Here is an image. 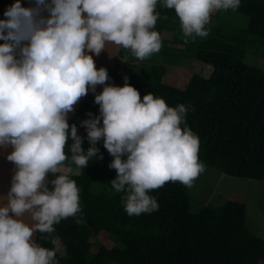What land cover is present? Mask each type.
Listing matches in <instances>:
<instances>
[{
	"label": "clouds",
	"instance_id": "obj_1",
	"mask_svg": "<svg viewBox=\"0 0 264 264\" xmlns=\"http://www.w3.org/2000/svg\"><path fill=\"white\" fill-rule=\"evenodd\" d=\"M173 8L184 40L205 37L214 10H235L241 0H159ZM158 0H13L0 19V145H12L6 158L15 164L7 203L0 205V264H59L55 248L31 239L34 230L52 233L54 224L80 211V189L59 171L68 157L84 168L99 152L112 157L114 190L123 192L125 211L138 215L158 209L151 190L168 181L191 187L204 170L199 138L185 123L191 106H169L151 92L142 97L127 83H104V66L93 56L106 41L143 60L158 52L155 29ZM119 48V49H120ZM102 84L99 92L95 86ZM92 90L99 114L80 121L89 141L66 117L79 97ZM102 155V154H101ZM51 185V186H49ZM29 211L31 226L19 217ZM78 222H82L78 219Z\"/></svg>",
	"mask_w": 264,
	"mask_h": 264
},
{
	"label": "trees",
	"instance_id": "obj_2",
	"mask_svg": "<svg viewBox=\"0 0 264 264\" xmlns=\"http://www.w3.org/2000/svg\"><path fill=\"white\" fill-rule=\"evenodd\" d=\"M155 10L159 15L154 27L162 40L158 52L191 55L210 66V74L194 71L179 88L166 80L174 62L138 61L121 48L104 83L122 85L127 76L141 97L151 92L169 106L190 105L185 123L199 138L198 156L230 176L264 180V68L245 60L252 44L264 45V0H241L235 11L246 18L243 26L228 31L218 17L207 25V36L187 43L174 9L158 0ZM102 87L97 84L95 91ZM94 95L92 91L81 101L68 122L85 137L84 149L90 145L80 121L99 114ZM71 143L69 138L64 148L68 158L61 165L79 172L49 173L48 179L62 173L74 179L80 211L54 224L52 233L37 236L38 244L56 249L59 264H256L264 256V228L248 224L253 212L248 213L244 202L230 199L192 212L188 186L168 181L151 190L158 209L128 215L123 192L111 185L116 170L108 166L112 157L102 138L96 141L99 152L84 168L71 160Z\"/></svg>",
	"mask_w": 264,
	"mask_h": 264
},
{
	"label": "rangeland",
	"instance_id": "obj_3",
	"mask_svg": "<svg viewBox=\"0 0 264 264\" xmlns=\"http://www.w3.org/2000/svg\"><path fill=\"white\" fill-rule=\"evenodd\" d=\"M12 3L13 0H0V19H6L4 11ZM21 3L24 6H29L33 3V0H21ZM223 11L224 10H214L211 13L209 24H212L220 18V26L226 28L228 31H232L231 29L235 26H243L245 24L246 18L244 16L234 14L233 12L224 14ZM189 41L195 42L196 39ZM2 42L3 41L0 40V43ZM127 52L131 53L129 49ZM262 53H264V45L259 42L254 43L249 47V51L245 55V60L250 64L264 68V58L261 57ZM131 57L138 61L146 62H174L172 64L173 66L170 67L167 72L166 80L179 88H183L186 85L194 71L205 76H208L211 71L210 66L202 64V62L191 55L169 57L161 50V52H155L143 60L136 58L133 54H131ZM199 159L203 162L205 167L195 178L192 186L188 187L190 210L196 212L205 205L219 207L227 200H239L246 204L249 214L251 211L253 212L252 216L249 218L250 220H248V224L254 225L258 229L264 228V180L230 176L217 167L207 164L200 157ZM59 171L78 173L79 168L60 165ZM254 213L257 215L256 217ZM258 231L259 230H256V232ZM113 239L120 244L117 238L113 237ZM94 240L95 238L91 237L93 243ZM95 247L94 244L92 249Z\"/></svg>",
	"mask_w": 264,
	"mask_h": 264
},
{
	"label": "water",
	"instance_id": "obj_4",
	"mask_svg": "<svg viewBox=\"0 0 264 264\" xmlns=\"http://www.w3.org/2000/svg\"><path fill=\"white\" fill-rule=\"evenodd\" d=\"M120 46L111 41H106L104 48L99 52V54L89 53L93 56L94 65L99 68L104 66L107 70L110 66L113 65L115 57L119 55ZM92 90L86 92V94L82 95L78 98V100L74 103L72 110L67 113V121L69 122L75 115L76 111L79 109L81 101L90 93ZM12 150V145H0V205H5L7 203V193L11 185V177L15 171L14 162L8 160L6 158L7 153ZM9 215L14 216V218L20 219L23 222L27 223L31 226L35 221L32 219L29 211L25 210L19 217H15V214L11 211ZM38 231L34 230L31 235V239L36 241L37 243ZM256 264H264V256L260 258Z\"/></svg>",
	"mask_w": 264,
	"mask_h": 264
},
{
	"label": "crops",
	"instance_id": "obj_5",
	"mask_svg": "<svg viewBox=\"0 0 264 264\" xmlns=\"http://www.w3.org/2000/svg\"><path fill=\"white\" fill-rule=\"evenodd\" d=\"M224 14L228 13V12H233L234 14H238V15H241L239 12L235 11V10H232V9H228V10H224L223 11ZM243 16V15H242Z\"/></svg>",
	"mask_w": 264,
	"mask_h": 264
}]
</instances>
